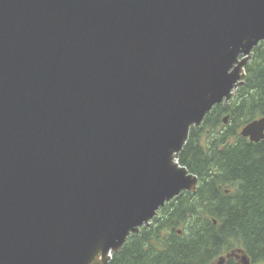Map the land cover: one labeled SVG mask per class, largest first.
Returning a JSON list of instances; mask_svg holds the SVG:
<instances>
[{
  "label": "water",
  "instance_id": "1",
  "mask_svg": "<svg viewBox=\"0 0 264 264\" xmlns=\"http://www.w3.org/2000/svg\"><path fill=\"white\" fill-rule=\"evenodd\" d=\"M263 41L264 0H0V264H109L196 193L191 129Z\"/></svg>",
  "mask_w": 264,
  "mask_h": 264
},
{
  "label": "trees",
  "instance_id": "2",
  "mask_svg": "<svg viewBox=\"0 0 264 264\" xmlns=\"http://www.w3.org/2000/svg\"><path fill=\"white\" fill-rule=\"evenodd\" d=\"M245 71L244 85L191 129L180 154L179 164L199 179L197 192L166 204L109 264H213L234 250H243L251 264H264V140L239 136L264 117V41ZM225 115L229 124L222 126ZM225 264L239 263L231 258Z\"/></svg>",
  "mask_w": 264,
  "mask_h": 264
},
{
  "label": "rangeland",
  "instance_id": "3",
  "mask_svg": "<svg viewBox=\"0 0 264 264\" xmlns=\"http://www.w3.org/2000/svg\"><path fill=\"white\" fill-rule=\"evenodd\" d=\"M225 116H227V115H225ZM225 116H224V117H225ZM224 117H223V118H224ZM223 118H222V120H223ZM228 122H229V121H228ZM228 124H229V123H228ZM222 126H225V125H224V124H222ZM226 126H227V125H226ZM225 254H226V253H224V255H225Z\"/></svg>",
  "mask_w": 264,
  "mask_h": 264
},
{
  "label": "bare ground",
  "instance_id": "4",
  "mask_svg": "<svg viewBox=\"0 0 264 264\" xmlns=\"http://www.w3.org/2000/svg\"><path fill=\"white\" fill-rule=\"evenodd\" d=\"M260 43H261V42H260ZM260 43H259V44H260ZM255 48H256V47H255ZM255 48H254V49H255ZM252 57H253V56H252ZM250 61H251V60H250ZM245 68H246V67H245ZM245 72H246V71H245ZM131 236H132V235H131ZM193 253H194V252H193Z\"/></svg>",
  "mask_w": 264,
  "mask_h": 264
}]
</instances>
